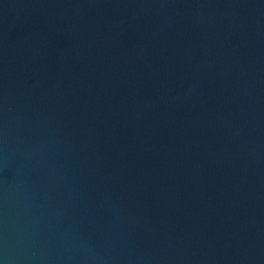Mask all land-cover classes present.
<instances>
[{
	"label": "water",
	"instance_id": "obj_1",
	"mask_svg": "<svg viewBox=\"0 0 264 264\" xmlns=\"http://www.w3.org/2000/svg\"><path fill=\"white\" fill-rule=\"evenodd\" d=\"M0 264H264V0H0Z\"/></svg>",
	"mask_w": 264,
	"mask_h": 264
}]
</instances>
